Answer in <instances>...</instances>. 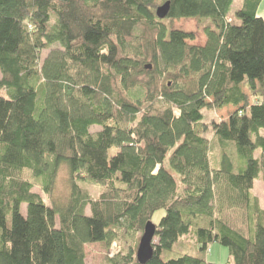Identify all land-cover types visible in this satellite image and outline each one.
Returning a JSON list of instances; mask_svg holds the SVG:
<instances>
[{
	"label": "trees",
	"instance_id": "obj_1",
	"mask_svg": "<svg viewBox=\"0 0 264 264\" xmlns=\"http://www.w3.org/2000/svg\"><path fill=\"white\" fill-rule=\"evenodd\" d=\"M262 1L0 0V264H86L120 235L109 263L139 264L149 222L148 264H209L214 244L264 264ZM180 19L207 23L204 46ZM64 165L68 203L48 206L34 181L52 196Z\"/></svg>",
	"mask_w": 264,
	"mask_h": 264
},
{
	"label": "rangeland",
	"instance_id": "obj_2",
	"mask_svg": "<svg viewBox=\"0 0 264 264\" xmlns=\"http://www.w3.org/2000/svg\"><path fill=\"white\" fill-rule=\"evenodd\" d=\"M243 0H235L234 5L231 9V13L234 14L242 5ZM258 16L264 20V0L259 6ZM207 25L205 22L199 23L195 19H180L173 21V30H178L185 33H193L196 36V40L191 42V45L204 46L206 44V37L203 34L204 27ZM48 53L44 54V57ZM252 103V101H251ZM233 110L230 108L226 109L223 112H204V123L210 125L214 121H224L227 120L230 113ZM206 137L210 140L212 139V134L209 132ZM33 192L40 194L44 202L51 206L52 204L58 206H65L68 203L70 197V178L67 171V167L64 165L56 180V184L52 193V196H48L43 192V189L40 186V182L34 181ZM79 186L86 191L94 200H98L106 191V188L93 186L89 184L80 183ZM253 195L259 200L260 207L264 209V180L262 178L257 179L254 182ZM261 201V202H260ZM262 203V206H261ZM25 210V208H24ZM87 215H91L90 208H87ZM164 215V212L161 211L154 216L155 223H158L161 217ZM118 242L108 250L105 244H89L85 247L86 253V264H110L109 259L114 256L116 250L118 251L122 247L129 249L133 243L129 240L128 237L120 235ZM157 243V240L154 241ZM183 242L186 244V250L191 252L194 249L195 239L192 235H189L183 239ZM207 262L209 264H231V258L227 248L214 244L212 245L206 253Z\"/></svg>",
	"mask_w": 264,
	"mask_h": 264
},
{
	"label": "water",
	"instance_id": "obj_3",
	"mask_svg": "<svg viewBox=\"0 0 264 264\" xmlns=\"http://www.w3.org/2000/svg\"><path fill=\"white\" fill-rule=\"evenodd\" d=\"M171 10V3L167 2L159 7L156 15L159 20H165ZM151 67H148L150 69ZM156 236V226L152 222L146 224L144 233L140 239L136 252L137 262L139 264H148L154 256V241Z\"/></svg>",
	"mask_w": 264,
	"mask_h": 264
},
{
	"label": "crops",
	"instance_id": "obj_4",
	"mask_svg": "<svg viewBox=\"0 0 264 264\" xmlns=\"http://www.w3.org/2000/svg\"><path fill=\"white\" fill-rule=\"evenodd\" d=\"M261 202V201H260ZM261 206H262V203H261Z\"/></svg>",
	"mask_w": 264,
	"mask_h": 264
}]
</instances>
